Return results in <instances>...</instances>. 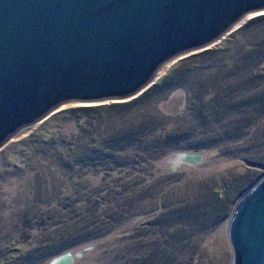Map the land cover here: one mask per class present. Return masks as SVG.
I'll list each match as a JSON object with an SVG mask.
<instances>
[{"label": "trees", "instance_id": "trees-1", "mask_svg": "<svg viewBox=\"0 0 264 264\" xmlns=\"http://www.w3.org/2000/svg\"><path fill=\"white\" fill-rule=\"evenodd\" d=\"M242 38L239 54L233 45ZM225 46L179 61L132 101L66 112L79 138L51 140L61 165H50L65 177L64 195L79 190L87 196L48 201L34 217H23L22 231L33 245L19 233L0 249V264H49L133 220L134 235L116 245L117 255L93 264H195L199 248L193 241L228 220L263 174L250 183L232 176L217 188L201 186L195 198L173 197L171 185L153 183L149 174L176 154L207 151L264 169V15L231 34ZM178 91L187 94L186 104L171 116L162 107ZM28 188V182L20 186L24 193Z\"/></svg>", "mask_w": 264, "mask_h": 264}, {"label": "water", "instance_id": "water-1", "mask_svg": "<svg viewBox=\"0 0 264 264\" xmlns=\"http://www.w3.org/2000/svg\"><path fill=\"white\" fill-rule=\"evenodd\" d=\"M264 0H0V150L68 104L126 103L163 66L209 50ZM203 153H179L173 167ZM231 264H264V174L236 203ZM89 247L49 264H75Z\"/></svg>", "mask_w": 264, "mask_h": 264}, {"label": "rangeland", "instance_id": "rangeland-1", "mask_svg": "<svg viewBox=\"0 0 264 264\" xmlns=\"http://www.w3.org/2000/svg\"><path fill=\"white\" fill-rule=\"evenodd\" d=\"M229 36L209 50H226L225 44ZM243 40L242 38L233 45L236 47V53L238 51L239 54L241 53L242 46L239 44ZM183 59L171 61L163 66L159 72V80L167 76ZM202 75L209 76L211 73L204 71ZM201 77L205 80V77ZM186 98L187 94L184 91H178L164 103L162 110L166 114L176 116L179 111H183ZM95 106L100 105H65L44 122L22 130L0 150V249L4 250L10 245L19 233H22L21 237L28 240L27 244L33 245L30 235H25L22 231L24 224L22 218L34 217L40 211L43 203L57 200L60 204H65L70 198L77 200L80 195L87 196L85 191L79 190L78 193L74 190L73 197L64 195L63 189L66 180L58 170L51 169L53 167L50 164L58 166L61 163H58L56 155L57 158L52 156L53 150L56 151V148L49 142L54 140L56 144L60 141L68 144L70 141L73 142L76 137L79 138V131L76 129L75 122L67 120L65 114L69 110ZM204 155L205 159L202 163L195 166L183 165L179 169H175L171 163V160L175 158L174 155L160 162L155 171L153 170L149 174V178L153 179V183H156L157 180L161 182L160 184L171 185L172 194L175 192L173 197L195 198L199 196L201 186L217 188L223 179L232 176L243 181L247 180L250 183L259 174H264V169L251 164H244L243 157L227 159L218 151H207ZM92 179L94 183L98 182L97 178ZM27 182L29 188L24 193L23 190H20V186ZM228 220L209 232L200 234L197 240L193 241L192 244L199 248V256L195 264H231L232 252L227 238ZM136 223V220L131 221L120 232H114L98 244L93 245L92 250L85 252L84 257L77 259L75 264H93L99 260L102 263L106 261L107 254L115 253L117 255L116 245H120L122 239L129 241L134 235L133 227ZM29 226L32 228L34 224L33 226L29 224Z\"/></svg>", "mask_w": 264, "mask_h": 264}]
</instances>
